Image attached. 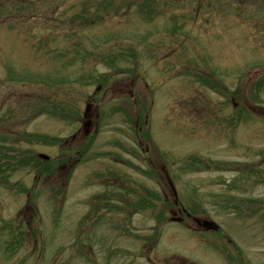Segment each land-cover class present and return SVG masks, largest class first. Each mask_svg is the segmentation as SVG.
I'll return each mask as SVG.
<instances>
[{"label": "rangeland", "instance_id": "obj_1", "mask_svg": "<svg viewBox=\"0 0 264 264\" xmlns=\"http://www.w3.org/2000/svg\"><path fill=\"white\" fill-rule=\"evenodd\" d=\"M158 1L93 26L68 22L80 0L0 11V264H147V227L148 264H264V0ZM123 183L127 237L85 214ZM175 198L219 228L151 209Z\"/></svg>", "mask_w": 264, "mask_h": 264}, {"label": "flooded vegetation", "instance_id": "obj_2", "mask_svg": "<svg viewBox=\"0 0 264 264\" xmlns=\"http://www.w3.org/2000/svg\"><path fill=\"white\" fill-rule=\"evenodd\" d=\"M132 94L133 93H131V96H132ZM88 108H89V106H88ZM90 115L91 114L89 113L88 109L86 111V116L83 114L84 121L82 122V133H81L83 137H86L87 135H89V133L91 131V127L94 123V121L91 119ZM87 122H89V123H87ZM85 123H86V125H85ZM94 125H95V123H94ZM76 136H77L76 133L72 135L73 138H76ZM38 157H40L39 154H38ZM40 158H42V157H40ZM47 159H49V157L48 158H42V160H47ZM63 168H64V165L58 166V169H63ZM162 177H163V175H162ZM164 177L167 179V182L169 183V185L172 189L168 175L166 174V175H164ZM108 178H111V176H108V175L101 176V179H99V181L104 182V181L108 180L110 182L109 184L114 186L115 184H113V181H115L116 179L114 178V180H110ZM109 184H108V186H109ZM103 185H105V184H103ZM130 186L126 187V184L123 183L121 185L122 190H110V189L108 190L107 189V190L102 192L105 194L97 193V194L90 196V197H92L90 199V202H94V203H95V198H98L100 195H103L104 199H103L102 203H100L99 205H95L94 208H92V206H89V205L87 206V208H86L87 211L85 212L86 219L90 218L92 215H95V217H93V218L97 224H99V223L102 224V227H105L106 224H109L110 227L114 231H116V232L120 231L121 234H122V230L131 229L133 226H135L136 219H137L136 214L138 213L137 212L138 208L136 207V203H137L136 196L134 195L133 190L130 189L131 188ZM111 193H115V194L116 193L117 194L122 193L123 200H124L125 204H122L123 200L118 198L116 200L111 201L112 206L110 207L109 206L110 205L109 198H111L110 197ZM173 203L175 204L173 206L166 205V206L156 207V208H151V209H156L158 213L160 212L163 214H169V216H166V218L168 217L167 219H169V221L171 223H174L177 225H186L190 229H193V231L198 230L197 227H200L203 229L206 228V226H205L206 220L196 218L195 216H192L189 212H187L184 207H182L181 205L178 206L177 205L178 204L177 198L174 199ZM139 209H143L145 211V213L147 214L146 218L148 220V206L139 207ZM160 219L161 218H158V220H160ZM191 222H193V225H191ZM194 225L197 227H194ZM144 230H145L144 235L138 236L136 238L138 241V244H139V252L140 253L130 254L129 257H132V256L135 257V255H137V256H139V259L144 258L145 262H147V264H148V260H150V258L148 257V233H151L154 230V228H150L148 230V227H147V228H144ZM128 232H124L122 235L127 237ZM120 237H122V236L117 235V238H120ZM139 239H141V242L139 241ZM127 240L131 241V240H133V238L127 239ZM155 241H156V239L153 240V242H155ZM149 246H152V243H150ZM82 257H83V255H82ZM156 258L159 260L158 262L155 259H154V261L153 260H151V261H153L157 264H161V262H165L167 264V261H163V260L159 259L158 256H156ZM36 259L37 260L40 259V256ZM91 261H94V260H91ZM139 261H141V260H139ZM129 262H133V261L130 260V258H129ZM102 264H103V262H102Z\"/></svg>", "mask_w": 264, "mask_h": 264}, {"label": "trees", "instance_id": "obj_3", "mask_svg": "<svg viewBox=\"0 0 264 264\" xmlns=\"http://www.w3.org/2000/svg\"><path fill=\"white\" fill-rule=\"evenodd\" d=\"M33 0H0V11H7L8 9H12L10 14H14L15 12H18V15H22L19 11V6H22L24 4H30ZM42 1V0H37ZM124 1V0H121ZM243 1V0H241ZM152 4H158V0H152ZM148 0H127L124 1L122 4H115V0H80V2H77L76 9L78 10L73 12V14L68 19L69 23H73V25L76 24V26H93L96 22V19H100L103 17H106L108 15H117L118 11L123 8L124 14H129L130 12H133L140 17H144V19H148ZM151 8V11L154 6H149ZM102 10H101V9ZM73 9V8H70ZM150 11V12H151ZM10 15V16H12ZM3 18L1 21H5V17H7L6 13L1 15ZM78 21V22H77ZM264 85V79H260V81L257 83V87L260 85ZM252 112V111H251ZM240 119H248L253 117L251 113L246 111L244 115L242 113L240 114Z\"/></svg>", "mask_w": 264, "mask_h": 264}, {"label": "water", "instance_id": "obj_4", "mask_svg": "<svg viewBox=\"0 0 264 264\" xmlns=\"http://www.w3.org/2000/svg\"><path fill=\"white\" fill-rule=\"evenodd\" d=\"M87 109H88V105L86 106V111H87ZM86 111H85V113H84L85 116H86ZM87 123H89V122H87ZM85 125H86V123H85ZM40 156L43 157V158H48L47 155L42 154V153L40 154ZM173 191H174V193H176L174 187H173ZM205 226H206L207 229H209V228L216 229V228L218 227V226H217L213 221H211V220H206V221H205Z\"/></svg>", "mask_w": 264, "mask_h": 264}]
</instances>
